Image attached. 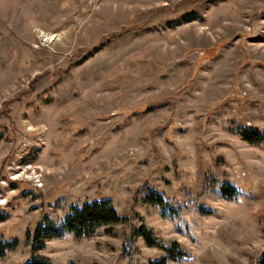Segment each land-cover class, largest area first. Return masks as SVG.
Segmentation results:
<instances>
[{
  "label": "rangeland",
  "instance_id": "obj_1",
  "mask_svg": "<svg viewBox=\"0 0 264 264\" xmlns=\"http://www.w3.org/2000/svg\"><path fill=\"white\" fill-rule=\"evenodd\" d=\"M231 119L264 129V0H0V236L19 240L0 264L29 257L44 214L100 198L124 220L36 253L148 264L162 252L131 235L144 224L189 254L168 264H252L264 147ZM227 180L236 199L218 193ZM147 185L176 218L138 201Z\"/></svg>",
  "mask_w": 264,
  "mask_h": 264
},
{
  "label": "trees",
  "instance_id": "obj_2",
  "mask_svg": "<svg viewBox=\"0 0 264 264\" xmlns=\"http://www.w3.org/2000/svg\"><path fill=\"white\" fill-rule=\"evenodd\" d=\"M230 128L238 137L246 142L257 144L264 147V129L260 130L256 125H246L238 120H230ZM142 193L138 201L150 205L157 209L160 216L176 218L179 215L181 206L175 199L166 196L163 192L153 186H143ZM218 193L225 199H236L239 189L231 182L223 181L218 187ZM186 205H189L185 203ZM195 206V204H193ZM197 210L202 213L210 212L201 204L196 206ZM3 216H0V220ZM124 220V216L117 211L112 200L91 199L83 201L81 204H72L68 211L59 220H53L44 214L35 224L32 232L26 231L25 240L30 247V255L23 262L18 264H53L50 259L42 254L36 253V250L43 247L44 238H53L63 236L69 233L75 237L92 235L98 227L105 226L109 228L114 223ZM132 236L141 237L149 246L156 247L162 252L158 258H150L148 264H168V261L180 262L189 256L177 241L169 243L163 241L160 237L155 236L153 231L140 224L132 228ZM17 237L2 238L0 236V258L6 253L14 251L18 246ZM70 264H78L70 262ZM252 264H264V246L258 253Z\"/></svg>",
  "mask_w": 264,
  "mask_h": 264
}]
</instances>
